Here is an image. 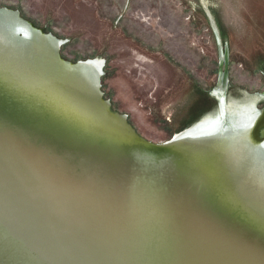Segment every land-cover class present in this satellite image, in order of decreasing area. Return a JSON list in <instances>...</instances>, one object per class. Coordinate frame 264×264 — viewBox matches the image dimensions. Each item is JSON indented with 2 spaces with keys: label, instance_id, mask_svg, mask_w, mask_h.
<instances>
[{
  "label": "water",
  "instance_id": "95a60500",
  "mask_svg": "<svg viewBox=\"0 0 264 264\" xmlns=\"http://www.w3.org/2000/svg\"><path fill=\"white\" fill-rule=\"evenodd\" d=\"M181 1L264 58V0ZM1 13L40 47L55 42L46 55L0 20V264H264V191L224 173L219 155L236 137L264 142V109L245 132L215 133L207 165L214 141L136 132L99 87L92 99L70 80L81 62L56 38ZM228 57L225 45L216 91Z\"/></svg>",
  "mask_w": 264,
  "mask_h": 264
},
{
  "label": "rangeland",
  "instance_id": "374dc122",
  "mask_svg": "<svg viewBox=\"0 0 264 264\" xmlns=\"http://www.w3.org/2000/svg\"><path fill=\"white\" fill-rule=\"evenodd\" d=\"M0 9L56 38L64 60L98 64L103 98L159 143L210 119L235 126V110L249 120L264 109V58L181 0H0ZM225 45L223 96L213 88Z\"/></svg>",
  "mask_w": 264,
  "mask_h": 264
},
{
  "label": "bare ground",
  "instance_id": "6f19581e",
  "mask_svg": "<svg viewBox=\"0 0 264 264\" xmlns=\"http://www.w3.org/2000/svg\"><path fill=\"white\" fill-rule=\"evenodd\" d=\"M0 20L5 23L10 29H12L17 35L19 30H23V36L21 37L26 41L30 46L36 45L40 50L45 48V54H48V49L54 46L55 42L51 39H46L45 47H40L42 39L37 35H33L29 27L23 25L17 21L14 15L10 13H1ZM59 45V42L57 46ZM224 55V50L221 53V57ZM229 59V57H228ZM97 64V63H96ZM94 62H81L79 63V68L70 73V80L74 82L79 88H81L86 94H88L92 99L98 91V70ZM218 90V89H217ZM221 91V90H220ZM246 110V109H245ZM239 116L240 121L236 126L241 127L243 130L249 127V124H253L255 121L256 115L252 119H247L244 110H235ZM253 114V113H252ZM211 120V119H210ZM202 122L195 125L191 130H187L183 133H180L175 137V140L178 142L183 141L182 145L187 147H192L199 149L204 145L205 141H214V145L207 153L208 161L206 160L207 165H217L215 160L218 155L216 147V135L221 132V129H224L222 120H214L210 122ZM220 121V122H219ZM223 127V128H222ZM227 130L230 127H226ZM245 132V130H244ZM247 136L245 137H236L233 145L224 147L219 151V155L222 157V167L225 170L224 173L235 177L245 183H248L260 190L264 191V142L255 143L253 141H248Z\"/></svg>",
  "mask_w": 264,
  "mask_h": 264
},
{
  "label": "flooded vegetation",
  "instance_id": "af4514ba",
  "mask_svg": "<svg viewBox=\"0 0 264 264\" xmlns=\"http://www.w3.org/2000/svg\"><path fill=\"white\" fill-rule=\"evenodd\" d=\"M230 63V62H229ZM217 80H218V77H217ZM216 84H217V81H216ZM216 84H215V86H214V88H213V90L216 88ZM229 81H228V85H227V87H226V89L222 92V91H216L217 93H215V94H219V95H223V96H225V94H227L228 93V89H229ZM215 98V97H214ZM264 106V105H263ZM221 108H225V107H222V106H220Z\"/></svg>",
  "mask_w": 264,
  "mask_h": 264
}]
</instances>
